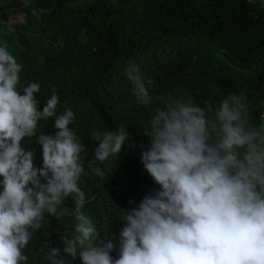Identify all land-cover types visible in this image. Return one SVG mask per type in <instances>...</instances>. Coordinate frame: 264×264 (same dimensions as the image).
<instances>
[{
  "label": "clouds",
  "instance_id": "1",
  "mask_svg": "<svg viewBox=\"0 0 264 264\" xmlns=\"http://www.w3.org/2000/svg\"><path fill=\"white\" fill-rule=\"evenodd\" d=\"M23 6L31 7V0ZM32 14L39 18L37 9ZM22 69L7 41L0 44V264H26L25 249L45 215L63 218L69 196L75 234L60 236L66 256L50 242V264L78 254L81 264H264V123L250 117L245 91L201 107L191 96L150 95L138 66L126 67L138 102L160 105L142 132L150 143L140 145L143 169L159 190L124 209L116 240L115 233L102 237L84 211L91 200L78 181L86 149L69 127L72 108L57 114L53 91L41 110L39 83L18 89ZM53 117L55 131L38 134L40 122ZM129 135L123 124L92 131L89 139L99 143L89 166L119 156ZM33 137L42 149L39 167L35 149L23 146Z\"/></svg>",
  "mask_w": 264,
  "mask_h": 264
},
{
  "label": "trees",
  "instance_id": "2",
  "mask_svg": "<svg viewBox=\"0 0 264 264\" xmlns=\"http://www.w3.org/2000/svg\"><path fill=\"white\" fill-rule=\"evenodd\" d=\"M4 41L23 65L21 92L37 82L41 110L53 91L60 100L57 114L72 108L75 120L69 127L86 149L78 186L91 200L84 211L102 237L115 233L118 240L124 209L159 190L143 169L140 145H149L142 132L160 105L146 108L138 102L125 75L130 63L138 66L153 96H191L201 107L206 102L216 107L229 93L245 91L250 117L264 123L262 0H31L28 8L23 0H0V44ZM53 124L54 117L41 121L37 133L51 134ZM121 124L130 135L119 156L89 166L99 143L89 139L91 132ZM34 139L26 138L23 146L35 149L39 167L42 149ZM63 206L69 211L60 220L45 215L25 249L26 264H50L45 258L50 242L67 255L60 236L75 234L74 196ZM65 264H81L79 254L67 256Z\"/></svg>",
  "mask_w": 264,
  "mask_h": 264
},
{
  "label": "bare ground",
  "instance_id": "3",
  "mask_svg": "<svg viewBox=\"0 0 264 264\" xmlns=\"http://www.w3.org/2000/svg\"><path fill=\"white\" fill-rule=\"evenodd\" d=\"M262 2H263V5H264V0Z\"/></svg>",
  "mask_w": 264,
  "mask_h": 264
},
{
  "label": "rangeland",
  "instance_id": "4",
  "mask_svg": "<svg viewBox=\"0 0 264 264\" xmlns=\"http://www.w3.org/2000/svg\"><path fill=\"white\" fill-rule=\"evenodd\" d=\"M264 6V5H263Z\"/></svg>",
  "mask_w": 264,
  "mask_h": 264
},
{
  "label": "water",
  "instance_id": "5",
  "mask_svg": "<svg viewBox=\"0 0 264 264\" xmlns=\"http://www.w3.org/2000/svg\"><path fill=\"white\" fill-rule=\"evenodd\" d=\"M263 1V0H262Z\"/></svg>",
  "mask_w": 264,
  "mask_h": 264
}]
</instances>
